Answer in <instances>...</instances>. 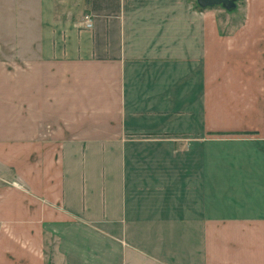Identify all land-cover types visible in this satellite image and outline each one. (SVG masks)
<instances>
[{
  "label": "crops",
  "instance_id": "crops-1",
  "mask_svg": "<svg viewBox=\"0 0 264 264\" xmlns=\"http://www.w3.org/2000/svg\"><path fill=\"white\" fill-rule=\"evenodd\" d=\"M194 3L0 0V264H264V0Z\"/></svg>",
  "mask_w": 264,
  "mask_h": 264
},
{
  "label": "water",
  "instance_id": "water-1",
  "mask_svg": "<svg viewBox=\"0 0 264 264\" xmlns=\"http://www.w3.org/2000/svg\"><path fill=\"white\" fill-rule=\"evenodd\" d=\"M239 0H195L196 5L199 8H208L211 6H219L226 12L235 10L236 3Z\"/></svg>",
  "mask_w": 264,
  "mask_h": 264
},
{
  "label": "rangeland",
  "instance_id": "rangeland-1",
  "mask_svg": "<svg viewBox=\"0 0 264 264\" xmlns=\"http://www.w3.org/2000/svg\"><path fill=\"white\" fill-rule=\"evenodd\" d=\"M243 6H244V4H243V3H240V4H239V11H238V13L232 15V16H234V17H232V21H233V23H237V20H239V19L241 18V16H242L241 8H242ZM215 10L218 11V10H220V8L216 7ZM235 12H236V11H235ZM45 264H47V263H45Z\"/></svg>",
  "mask_w": 264,
  "mask_h": 264
},
{
  "label": "trees",
  "instance_id": "trees-1",
  "mask_svg": "<svg viewBox=\"0 0 264 264\" xmlns=\"http://www.w3.org/2000/svg\"><path fill=\"white\" fill-rule=\"evenodd\" d=\"M243 0H239L237 3H236V8H235V10H233V11H231V12H226L225 10H223L221 7H219V6H211V7H208V8H199L195 3H194V7H196L198 10H200V11H203V10H206V9H212V8H216V7H218V8H220V9H222L223 11H224V13L225 14H231V13H233V12H235L236 10H237V7H238V5L242 2ZM47 264H48V262H47Z\"/></svg>",
  "mask_w": 264,
  "mask_h": 264
},
{
  "label": "built area",
  "instance_id": "built-area-1",
  "mask_svg": "<svg viewBox=\"0 0 264 264\" xmlns=\"http://www.w3.org/2000/svg\"><path fill=\"white\" fill-rule=\"evenodd\" d=\"M91 26H92V24H91V20H90L89 16H86V17L84 18V27H85L86 29H90Z\"/></svg>",
  "mask_w": 264,
  "mask_h": 264
}]
</instances>
